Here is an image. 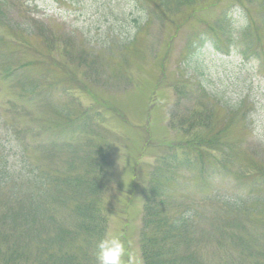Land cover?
Returning a JSON list of instances; mask_svg holds the SVG:
<instances>
[{
  "label": "rangeland",
  "instance_id": "obj_1",
  "mask_svg": "<svg viewBox=\"0 0 264 264\" xmlns=\"http://www.w3.org/2000/svg\"><path fill=\"white\" fill-rule=\"evenodd\" d=\"M144 1L0 0V144L17 165L26 157L48 177L75 174L80 164L69 168L66 151L51 157L43 146L85 145L105 159L103 231L72 247L83 264H97L98 242L113 236L125 241L130 264H144L146 191L168 147L195 165L162 180L154 206L189 218V251L179 246L177 255L264 264V0H201L193 17L173 21L153 19L157 6ZM2 65L25 66L22 83L45 98L31 101ZM85 114L91 132L66 126ZM220 130V145L202 147L215 149L196 164L193 145ZM15 189L24 197L25 185ZM73 208L49 206L57 226L72 228Z\"/></svg>",
  "mask_w": 264,
  "mask_h": 264
},
{
  "label": "trees",
  "instance_id": "obj_2",
  "mask_svg": "<svg viewBox=\"0 0 264 264\" xmlns=\"http://www.w3.org/2000/svg\"><path fill=\"white\" fill-rule=\"evenodd\" d=\"M149 1L152 2V5L157 6V9L152 11L153 19L168 21H173L181 15H188V11L189 17H193L196 11L193 8L201 2V0ZM149 1L144 2L151 7ZM237 1L239 5L245 6L242 0ZM145 3L139 5L146 7ZM226 19L227 15L222 22L224 23ZM148 20L144 25H150V16ZM228 28L229 25L225 23L223 31L229 33L227 32ZM0 43L3 44L1 41ZM250 47L248 46L247 50ZM4 57H8V55ZM1 67L6 80L15 81L17 85L26 88L27 83H22L23 78L19 74V70L25 66H20L17 68L18 70L4 65ZM26 89V93H29L27 97L31 101L45 98V94L37 92L33 85ZM178 93L181 97L188 96L179 90ZM178 102L182 103L180 100ZM113 111L125 120L120 112L116 109ZM175 114L177 115V112H172V117ZM88 118L89 116L86 114L79 118L69 117L66 126L74 131L80 129L83 132H91L92 125L89 124ZM184 123L185 121L180 122V125L183 127ZM224 133V130H220L214 137L197 142L198 147L193 145L194 149L191 152L197 156L196 164H198V159L203 160L206 155H210L208 153L215 149L205 147L207 150H203L201 148L205 145L213 147L220 145V138ZM59 143L51 145L49 148L43 146L42 149L45 155L51 157L66 151L70 158H73L68 164L69 168H72L74 164H80L75 174L67 173L62 177H48L44 171L30 163L26 157H23L21 165H17L5 154V148L0 144V191L8 192L6 204L10 205L6 210H0V264H83V260L72 248L78 241L77 238L94 239L95 235L103 231L100 228V221L104 220L100 205L104 194L102 190L104 177L107 174L105 159L96 158L97 152L94 153L91 149L86 150L85 145L77 150L64 144L59 145ZM159 158V163H156L152 173L151 186L146 191L144 225L148 229L147 231H152L150 228L155 226L160 231L161 238L160 235L150 236L146 233L147 231L143 232L141 255L144 264H200L198 257L192 254L177 255L179 246L184 247L183 252L189 251L187 244L191 240H184L190 235V225L189 221L187 222L189 218H173L166 212L163 214L159 212L162 208L161 204L154 207L156 197L161 195L163 189L162 180H167L169 174L174 171L190 169L195 165L189 160L180 161L178 153L172 147L161 151ZM67 161L69 162V160ZM16 185H25L27 194L25 193L24 197L15 189ZM51 189L55 190V193H51ZM71 203L74 207L72 212L77 222L74 223L73 228L64 224L57 226V217L49 210V206L52 204L64 208ZM65 245L69 249L63 251Z\"/></svg>",
  "mask_w": 264,
  "mask_h": 264
},
{
  "label": "clouds",
  "instance_id": "obj_3",
  "mask_svg": "<svg viewBox=\"0 0 264 264\" xmlns=\"http://www.w3.org/2000/svg\"><path fill=\"white\" fill-rule=\"evenodd\" d=\"M97 264H130L131 253L121 237H105L97 244Z\"/></svg>",
  "mask_w": 264,
  "mask_h": 264
}]
</instances>
